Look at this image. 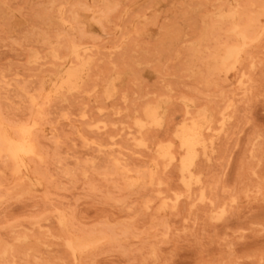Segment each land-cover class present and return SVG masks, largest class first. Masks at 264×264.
<instances>
[{"label": "rangeland", "instance_id": "obj_1", "mask_svg": "<svg viewBox=\"0 0 264 264\" xmlns=\"http://www.w3.org/2000/svg\"><path fill=\"white\" fill-rule=\"evenodd\" d=\"M0 127V264H264V0H0Z\"/></svg>", "mask_w": 264, "mask_h": 264}, {"label": "bare ground", "instance_id": "obj_2", "mask_svg": "<svg viewBox=\"0 0 264 264\" xmlns=\"http://www.w3.org/2000/svg\"><path fill=\"white\" fill-rule=\"evenodd\" d=\"M262 34V33H261ZM245 44V43H244ZM240 50V49H239ZM239 52V51H238ZM234 56L236 55V54H238L237 52H235V50H234ZM232 55H230V57H231ZM237 56V55H236ZM229 57V56H228ZM237 60V59H236ZM78 73V72H77ZM79 74V73H78ZM75 79H76V77H75ZM80 81V80H79ZM55 93V92H54ZM41 110V109H40ZM152 117V115H150V118ZM201 118V117H200ZM199 119V118H198ZM204 119V118H203ZM204 121V120H203ZM192 122V121H191ZM190 122V123H191ZM194 122V121H193ZM199 122V121H198ZM193 125V127L195 126L194 125V123L192 124ZM192 125L190 126V129L192 128ZM200 126V128H202L201 127V124L199 125ZM198 126V127H199ZM2 128H3V126H1ZM0 127V128H1ZM184 127H186V126H184ZM184 127H183V130H184ZM198 127H197V129H198ZM187 128H189V127H187ZM204 128V127H203ZM22 129V128H21ZM186 129V128H185ZM194 130L196 129V127L195 128H193ZM3 130H6V129H4L3 128ZM2 130V131H3ZM24 130V129H23ZM26 130H27V128H26ZM199 130V129H198ZM2 131H0V132H2ZM22 131V130H21ZM29 131H31V130H29ZM181 132H184L183 134L181 133V141L183 142V143H186V142H188L189 141V139L190 138H192V137H194L195 136V142H194V146H195V144H198V145H200V144H202L203 142L201 141V133L200 134H197V132H196V134L194 135L193 133H192V131L191 130H186V132L185 131H181ZM195 132V131H194ZM200 132H201V129H200ZM3 133H4V131H3ZM20 133H22V132H20ZM9 134V133H8ZM29 134H31L30 132L28 133V132H26V131H23V135H22V138L20 139V140H16V139H13V138H11L10 137V135L8 136V135H6L5 136V140H6V145H5V141H4V145H5V149H6V151L8 152V153H10L11 154V156L16 160V161H19L18 162V166L20 167V166H22V160H23V158L30 152V148H31V146H30V135ZM193 134V135H192ZM4 135H5V133H4ZM14 136V135H13ZM203 136V135H202ZM2 136H0V138H1ZM204 138V137H203ZM194 139H192V141H193ZM202 142V143H201ZM1 143H2V141H1ZM191 143H193V142H191ZM189 144V143H188ZM205 144V143H204ZM182 145V144H181ZM190 145V144H189ZM183 146V145H182ZM191 147V146H190ZM185 148V147H184ZM196 148H198V147H196ZM4 149V148H3ZM105 149V148H104ZM1 150V149H0ZM185 150H186V148H185ZM5 151V150H4ZM205 151V150H204ZM2 153H3V151H1ZM186 152H187V154L186 155H188L189 156V154H188V148H187V150H186ZM190 152H191V148H190ZM196 152V151H195ZM30 156V155H29ZM35 157H36V155H35ZM12 158V159H13ZM193 158H194V156H193ZM10 159V158H9ZM25 159V158H24ZM174 159V158H173ZM190 159V158H189ZM188 159V160H189ZM185 161H186V159H184ZM184 160H182L181 162H183ZM28 161V160H27ZM184 161V162H185ZM24 162V161H23ZM191 162V161H190ZM190 162H189V164H190ZM187 163V161L185 162V164ZM153 164V163H152ZM188 164V163H187ZM186 164V165H187ZM188 164V165H189ZM24 165H26L25 163H24ZM185 165V166H186ZM188 165L186 166V168H187V170H188ZM14 166H16V165H14ZM13 166V167H14ZM28 166V165H27ZM155 166V165H154ZM18 167V168H19ZM18 168H16V170H18ZM23 168V167H22ZM25 168L26 169H28L26 166H25ZM15 169V168H14ZM124 169V168H123ZM164 169V168H163ZM24 171H25V169H24ZM19 172H20V168H19ZM181 172V171H180ZM184 172H185V170H184ZM14 173V172H13ZM191 173V172H190ZM189 173V174H190ZM186 174H188V173H186ZM15 175V174H14ZM187 176V175H186ZM189 177V176H188ZM193 179V178H192ZM151 181V180H150ZM23 182V181H22ZM186 182V181H185ZM200 182V181H199ZM183 184V183H182ZM187 185V184H186ZM186 188V187H185ZM204 197V196H203ZM166 204V203H165ZM215 216V215H214ZM70 247H71V245H70ZM72 248V247H71ZM73 249V248H72Z\"/></svg>", "mask_w": 264, "mask_h": 264}]
</instances>
